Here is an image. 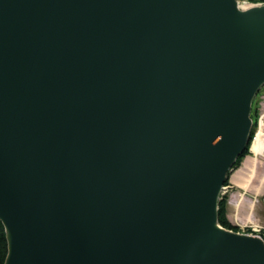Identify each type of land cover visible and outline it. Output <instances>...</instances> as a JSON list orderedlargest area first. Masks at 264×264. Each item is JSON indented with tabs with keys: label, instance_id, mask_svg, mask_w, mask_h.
Masks as SVG:
<instances>
[{
	"label": "water",
	"instance_id": "1",
	"mask_svg": "<svg viewBox=\"0 0 264 264\" xmlns=\"http://www.w3.org/2000/svg\"><path fill=\"white\" fill-rule=\"evenodd\" d=\"M0 0L4 264H264L217 205L264 86V5Z\"/></svg>",
	"mask_w": 264,
	"mask_h": 264
},
{
	"label": "rangeland",
	"instance_id": "2",
	"mask_svg": "<svg viewBox=\"0 0 264 264\" xmlns=\"http://www.w3.org/2000/svg\"><path fill=\"white\" fill-rule=\"evenodd\" d=\"M246 7L244 5L241 9L244 10ZM256 131L257 118L254 126V136ZM253 144L252 141L251 145ZM236 172L238 175L242 174V181L250 184H231V177ZM225 187L227 190L221 196L226 197V217L230 224L238 228L237 232L246 230L250 225L260 226L263 230L261 234L264 236V158H254L250 154L246 155L239 167L231 172L228 184Z\"/></svg>",
	"mask_w": 264,
	"mask_h": 264
},
{
	"label": "trees",
	"instance_id": "3",
	"mask_svg": "<svg viewBox=\"0 0 264 264\" xmlns=\"http://www.w3.org/2000/svg\"><path fill=\"white\" fill-rule=\"evenodd\" d=\"M239 1L246 2L248 4H253V5L254 4L264 5V0H239ZM250 118L254 124V121L256 119L255 102L252 103V110H251ZM251 139H252V131L250 133V139H249V143L247 145V148L245 149L243 154L236 160L231 171L228 173L224 187L228 184V180H229V176H230L231 172L236 170L239 167L243 158L249 154V147H250ZM217 221H218V224L226 230H230V231H233L235 233L238 231V228L236 226L231 225L230 222L227 220V217H226V197H224V196L223 197L221 196L220 200L218 201ZM7 253H8V245H7V240H6V234H5L4 227H3L2 223L0 222V264H4Z\"/></svg>",
	"mask_w": 264,
	"mask_h": 264
},
{
	"label": "built area",
	"instance_id": "4",
	"mask_svg": "<svg viewBox=\"0 0 264 264\" xmlns=\"http://www.w3.org/2000/svg\"><path fill=\"white\" fill-rule=\"evenodd\" d=\"M253 102H255L257 115V134L254 137V144L251 145L249 154L254 158H264V91H261V97L254 98ZM253 147L254 150H252ZM262 231L260 226L250 225L246 230L237 233H262Z\"/></svg>",
	"mask_w": 264,
	"mask_h": 264
},
{
	"label": "bare ground",
	"instance_id": "5",
	"mask_svg": "<svg viewBox=\"0 0 264 264\" xmlns=\"http://www.w3.org/2000/svg\"><path fill=\"white\" fill-rule=\"evenodd\" d=\"M244 5H246L247 7L246 8H248L249 7V5L248 4H246V3H244V4H238V7H239V9H241L242 7H244ZM246 8H244V9H246ZM264 89V86H262L261 88H260V90L257 92V94H256V96H255V98H259L260 97V93H261V91ZM256 118H257V115H256ZM251 119V118H250ZM251 122H252V128H251V131H252V139H251V143H252V141L254 142V126H255V122H256V119H255V121H254V124H253V121L251 120ZM256 134H257V131H256ZM251 143H250V147H249V152H250V148H251ZM252 150H254V147L252 148ZM250 161V160H249ZM251 162V161H250ZM252 162H254V160H252ZM223 191H222V194L225 192V187H223ZM238 234H240V233H238ZM242 234H245V235H249V236H253V237H257V238H260L263 242H264V236H263V234H261V233H259V234H253V233H242Z\"/></svg>",
	"mask_w": 264,
	"mask_h": 264
},
{
	"label": "crops",
	"instance_id": "6",
	"mask_svg": "<svg viewBox=\"0 0 264 264\" xmlns=\"http://www.w3.org/2000/svg\"><path fill=\"white\" fill-rule=\"evenodd\" d=\"M242 174H239L236 172L232 177H231V184H250L246 181H242ZM245 187V186H244Z\"/></svg>",
	"mask_w": 264,
	"mask_h": 264
}]
</instances>
